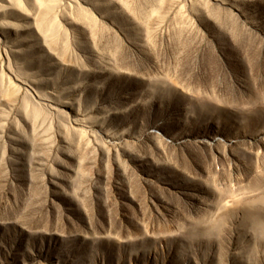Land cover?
<instances>
[{"label":"rangeland","instance_id":"1","mask_svg":"<svg viewBox=\"0 0 264 264\" xmlns=\"http://www.w3.org/2000/svg\"><path fill=\"white\" fill-rule=\"evenodd\" d=\"M0 264H264V0H0Z\"/></svg>","mask_w":264,"mask_h":264}]
</instances>
